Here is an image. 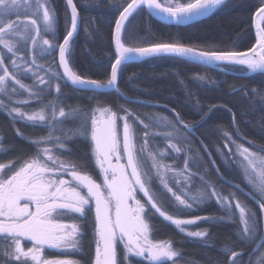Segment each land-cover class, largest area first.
Instances as JSON below:
<instances>
[{"label":"snow or ice","instance_id":"6c2138e0","mask_svg":"<svg viewBox=\"0 0 264 264\" xmlns=\"http://www.w3.org/2000/svg\"><path fill=\"white\" fill-rule=\"evenodd\" d=\"M229 0H189L187 3L175 6L164 7L158 0H127L126 6L121 5L118 17L114 21L112 37L114 40V58L109 55L110 76L106 80L91 79L78 75L69 67V59L74 55L70 48L71 42L78 33V23L81 19L79 10L74 0H66V8L70 13L66 14V25L68 30L63 37L62 43L50 44L49 40L43 39V44L52 51H58V67H63L62 77L57 74L58 79L66 80L71 85L78 86L80 90L95 92L99 89L114 90L118 94L119 75L125 70L127 62L133 58L150 59L154 61L162 59H180L198 61L204 65H215L222 72L226 71H250L260 73L264 76V0H257V6L253 16V23L256 24L255 44L247 51L234 50H202L200 47L175 42H154L146 46L130 47L123 42V35L130 17L142 11L144 6L149 9H158L173 19L176 24L187 23L197 17H205L213 9L221 11L228 6ZM22 0H0V46L12 56L19 52V45L31 42L33 48L37 38L41 34V21L45 29L55 30L57 17L54 15V6L51 0H32L24 7L32 9L25 13L29 18L20 20V8ZM17 16L13 20L12 16ZM34 17V18H33ZM70 20V23H69ZM236 42L234 41L233 44ZM217 47H220L219 45ZM10 59V63H4L5 57L0 55V93L8 99V82L21 84L17 76L9 71V68H21L16 60ZM23 59V58H21ZM34 64V59L32 61ZM27 71L32 72L28 67ZM39 85L47 87V82L38 72H32ZM131 79V77H129ZM200 80L205 77L200 76ZM246 86H241L240 91L244 92ZM56 91H60V84L55 85ZM144 91V89H139ZM14 91V89H13ZM236 91V89H233ZM256 93V89H250ZM29 95L37 100L40 99V92H32L28 89ZM261 106L264 108V92L258 93ZM91 99V98H90ZM123 99L129 103H147L135 100L125 95ZM9 103L27 104L28 101H11L8 103L0 99V107L9 115L13 122L31 121L38 124H47L51 129L55 122L73 117L72 112H65L59 109L58 115L55 108L45 112L44 108L33 111L29 114L22 111L20 106L9 108ZM217 106H210L208 113H205L201 120L207 119L208 114ZM231 111L230 109H226ZM119 111L126 113L119 116L116 111L110 108L97 107L90 113V119L85 124L71 130V134L63 137H53L50 134L47 138L31 141L34 145L49 144L56 142L60 151H71L59 143L61 139L65 143L71 142L74 138H81L89 144L90 155L94 158V164L102 174V183H97L91 174L84 168V165L63 163L53 161L47 155L50 149L37 148L35 155L28 156L22 162H9L0 164V240H3L7 248L3 253L5 264H80L79 261L68 258L47 259L43 253L45 248L59 250L66 253L68 250H75L81 237V225L73 222H64L61 217L71 214L77 219H87L89 212L94 216L95 231V260L94 264H131L129 257L143 258L148 264H162L165 260H171L178 256L173 249L171 242H157L150 239V229L146 217L159 214L165 220L176 225L182 232L188 225L200 221L221 222L226 217L196 216L192 219H177L162 210L158 203L159 194L153 191L150 185L153 177L149 171H145V157L147 153L151 158V168L156 170L160 183L174 198L179 211H193L206 202L215 200L217 204L226 211L227 219L231 221V210L233 201L217 195L216 189L205 181L206 191L198 196H187V193L178 194L168 186L166 173L167 166L157 160L156 155L147 152L148 125L139 120L127 108L121 107ZM176 116L175 123L170 126L172 131L167 133L170 139L187 141L185 133L195 135V129L200 122L192 125L185 124L175 109H170ZM233 126L235 127V114L233 113ZM130 120L132 122H130ZM138 124L143 128V135L140 139L143 146L137 147ZM18 135H23L17 130ZM155 135V133H153ZM227 143L235 144L231 136L224 133ZM227 143L225 147H227ZM202 147L203 145L201 142ZM171 148L177 153L182 149L176 143ZM220 151V149H217ZM264 151V148L261 149ZM236 152L242 158V164L248 182L256 189L261 197H264V156H258L242 145L236 146ZM123 153V157L121 155ZM229 155H233L232 149H228ZM162 155V154H161ZM209 157L210 153H207ZM113 158L115 163H113ZM124 158L126 163H120ZM195 159L189 156L184 160V171L188 170V160ZM51 163L52 166H49ZM214 163V161H213ZM175 175H182V172H175ZM70 176V179H57V177ZM188 179L187 176L184 177ZM203 180V177H200ZM141 192L145 198L144 203L136 198V193ZM264 211V203L258 205ZM234 207L239 212V239L252 240L255 242L254 217L241 206L239 201L234 202ZM189 237L201 238L208 236L207 230L186 233ZM31 241L32 247L25 250L22 240ZM118 245L122 246L123 255L118 258ZM258 248H264V239L257 244ZM241 253L231 252V264H237L236 258ZM175 264V261H172ZM244 264V261H240ZM257 264H264V261H257Z\"/></svg>","mask_w":264,"mask_h":264},{"label":"trees","instance_id":"16d2710c","mask_svg":"<svg viewBox=\"0 0 264 264\" xmlns=\"http://www.w3.org/2000/svg\"><path fill=\"white\" fill-rule=\"evenodd\" d=\"M74 1L80 13L81 23L75 39L70 44L74 55L69 59V63L79 75L106 80L110 76L109 55L114 58L112 37L114 21L119 11H122L120 6H126L127 0ZM159 1L166 6L189 2V0H173V4H168L167 0ZM51 2L55 9L54 15L57 17L55 30H47L41 24L39 39H47L55 45L61 43L66 35L68 28L65 17L70 13V9L66 8V0H51ZM256 6L257 0H229L228 6L223 10H216L207 18L182 26L156 21L143 8L129 19L122 39L125 45L130 47L178 40L181 43L200 47L202 50H246L255 42L253 16ZM31 11L32 9L27 8L25 13ZM25 44L21 52L25 54L26 68L31 67L33 72L42 66L50 74L49 87H36L31 72L21 68L16 70V75L21 81L40 92V99L36 103H31L32 109L63 108L65 112H72L73 117L60 120L50 129L25 121L13 122L0 108L2 138L0 164L15 162L19 165L23 159L35 155L37 148L31 141L47 138L50 134L54 137L71 134V130L90 119V113L97 104L108 106L117 114H125L119 109L127 108L148 125V131L153 137L149 146L161 159L165 161L172 159L166 143L168 140L189 146L188 157L195 159V163L192 159L188 160V166L194 172L193 184L189 190L191 196H198L206 191L205 181H207L208 185L216 189L217 195L233 201L231 221L227 219L226 211L215 200L204 203L196 210L181 212L149 172L153 177L150 187L159 194L158 203L169 215L186 219L205 215L226 217L221 222H200L198 227L206 229L209 238L208 243H201L192 240L159 214H154L146 217L152 229L153 239L171 242L179 252L177 261L180 264H231L233 251L241 253L236 258L237 264H240L241 260L244 264L247 263L250 252L262 235V216L259 207L240 190L239 186L251 192L262 203L264 198L248 184L245 174L235 161L233 151L237 145H242L264 156V151L261 150L264 148V108L258 95L264 92V76L260 73L244 76L222 72L181 58L158 61L145 59L127 63L125 70L119 75L118 87L125 95L147 102L129 103L113 90L93 92L70 86L65 80L57 78V74L62 77L57 62V51L51 50L45 56L34 55L33 64L29 55L30 41ZM218 45L220 47H217ZM200 76L205 79L200 80ZM57 83L60 84L59 92L53 90V85ZM241 86H246L244 92L240 91ZM250 89H256L257 92L252 93ZM210 106L217 107L213 108L207 119L202 121V116L208 113ZM170 109H175L180 119L187 125L200 122L199 127L195 129V135L185 133L188 137L187 141L168 137L167 133L172 131L170 125L176 120ZM135 126L142 128L138 124ZM17 130L23 135H18ZM224 133L230 135L235 144L227 143ZM201 142L207 146L206 149L202 147ZM59 143H64L65 148L71 149L70 152L64 151L63 155L77 165H84L85 167L80 169L86 170L96 181H100L99 170L94 164V158L89 152V144L85 140L74 138L71 142L65 143L61 139ZM226 143L227 147H225ZM228 149H232L233 155H229ZM207 153L211 156L209 157ZM212 160L221 176L213 167ZM145 171H148L146 165ZM203 173L206 174V178L201 180L200 175ZM235 201L242 203L254 217L255 242L239 239V212L234 207ZM75 220L81 225L82 235L79 239V250L71 256L80 264H93L96 239L93 213L89 212L87 219L75 218ZM56 255L57 253L53 251L48 253L49 257ZM121 255L123 252L119 250L118 258ZM258 260L264 261V248H260L248 264H257ZM130 262L148 264L144 259L136 257H131ZM162 264H172V262L164 261Z\"/></svg>","mask_w":264,"mask_h":264},{"label":"rangeland","instance_id":"374dc122","mask_svg":"<svg viewBox=\"0 0 264 264\" xmlns=\"http://www.w3.org/2000/svg\"><path fill=\"white\" fill-rule=\"evenodd\" d=\"M32 0H22V6L19 10L20 12V16H19V19L20 20H26L28 19L29 17L25 15V10L27 9L26 7H24V5H27L29 3H31ZM167 3L168 4H173L174 1L173 0H167ZM30 11V10H29ZM13 20L17 19V16H12L11 17ZM34 18V17H33ZM41 24H42V21H41ZM50 42V41H49ZM50 44L53 45L52 42H50ZM26 44L25 43H21L18 47H19V52L17 53V55L15 56H12L11 54H9L6 50L2 49V46H0V55H3L5 57V60H4V63L6 65H8L10 63V59H14L16 60V63L17 65H22L21 69L22 70H26V66H25V54L21 52V48L25 46ZM30 57L31 59L33 60V57L34 55H39V56H45L47 55L49 52H51V49L47 46V45H44L43 44V39H39L37 38V43H36V46L35 48L32 47L31 45V42H30ZM7 58H8V61H7ZM23 58V59H21ZM39 66V65H38ZM16 70L17 68H12L10 67L9 68V71L10 72H13L15 75H16ZM33 72H38L39 75L41 77H43V79L47 82V87H49V82H50V74L48 72H46V70L42 67V66H39V69L37 70H34ZM3 73L0 72V75H2ZM27 74V73H26ZM31 75H32V72H31ZM17 76V75H16ZM33 76V75H32ZM17 79H19V77L17 76ZM33 82H34V86L36 87H44V85H39L38 82L36 81L35 79V76H33ZM21 84L24 85L23 88H21L19 85H16L14 84L12 81H9L8 82V88H9V92H8V99L5 98V95L3 93H0V99H3L5 100L6 103L9 102V100L11 101H28L27 104H16V103H9V108L11 107H16V106H20L22 111H26L28 112L29 114H31L33 111H39L41 108L39 109H32L31 107V103L33 102H37L38 100L31 97L29 95V92H28V89H31L32 92H37L36 89H34L31 85H28V84H25L23 81H21ZM53 90L56 91V88H55V85H53ZM14 89V91H13ZM97 107H105V108H110L108 106H104V105H100V104H97L94 106L93 109L97 108ZM2 110H4L2 107H0ZM54 108V107H52ZM52 108H44L45 112H49ZM56 109V108H55ZM111 109V108H110ZM112 110V109H111ZM5 111V110H4ZM113 111V110H112ZM56 112H57V115H58V112L59 110L56 109ZM126 114V113H125ZM125 114H118L119 116H124ZM25 122H28L30 124H36V125H41V124H38V123H35V122H31V121H25ZM59 122V121H58ZM131 122V121H130ZM57 122L54 123V125L56 124ZM42 126H47V124H43ZM136 129H137V147L140 148L143 146V141L140 139V137L143 135V128H137V126H135ZM150 133V132H149ZM152 134L150 133L149 137H148V145H147V152H151V148L149 146V142L151 141V139L153 137H151ZM53 137V141H55V138L54 136ZM1 142H2V138L0 136V151L2 150V146H1ZM167 143V147L168 149L170 150V154H171V160L170 161H165L163 159H161L160 157H158L156 155V158L158 161H160V163H162L163 165L167 166L168 167V171L166 173V179H167V182H168V186L171 187L173 189V191H177L178 194H184V193H187V196L185 198H187L188 196H191L189 190L193 184V174L194 172L189 168L188 166V170L187 171H184V160L185 159H188V151L190 150L189 149V146H186L184 144H181L179 142H175V141H166ZM172 143H176L179 147H181L182 151L177 153L174 149L171 148V144ZM58 143L56 142H53V143H49V144H41V145H38L36 146V148H47V149H50V151L47 153V155L51 156L52 157V160L53 161H58V162H63V163H73L68 157H66L65 155H63V152L64 151H60L58 150ZM244 147V146H243ZM246 148V147H245ZM166 149V148H165ZM167 149V150H168ZM250 150V149H249ZM251 151V150H250ZM234 157H235V161H237L238 163V166L241 168L242 172L245 174L244 172V168H243V164H242V158L239 156V154L236 152V147L234 149ZM253 152V151H251ZM255 153V152H253ZM154 154V153H153ZM257 154V153H256ZM122 157H123V153H121ZM142 155L145 157V165L147 166L148 168V171L150 172V174H152V176L156 179L157 183L160 185V187L162 188V190L164 192H166L170 197H171V194L167 192V190L163 187V185L160 183V180H159V177L156 175V170L151 168V164H152V161H151V158L150 157H147V153H142ZM155 155V154H154ZM258 156H260L259 154H257ZM115 159L113 158V163H115ZM120 163H126V160L124 158H122L120 160ZM75 164V163H73ZM19 166V165H17ZM49 166H52L51 163ZM78 170H81L80 168H78ZM173 170H175V172H182L183 174L182 175H175ZM100 174V181H97V183H102V174L99 172ZM187 176L188 179L185 180L184 177ZM246 176V175H245ZM200 177H203V178H206V174L203 173L202 175H200ZM60 178H63V179H70V176H62V177H57V179H60ZM246 179H247V176H246ZM248 181V179H247ZM248 184L253 188L255 189L249 182ZM256 190V189H255ZM199 195V194H198ZM136 198L141 200V203H144L145 201V198L143 196V194L141 192H137L136 193ZM172 198V197H171ZM264 198V197H263ZM173 200V204L176 206L175 204V201H174V198H172ZM241 206H243V204L241 203ZM244 207V206H243ZM176 218V217H175ZM61 219L64 221V222H67L69 224L75 222L77 224H79L78 222H76L75 220V217H73L71 214H68L66 216H63L61 217ZM177 219H186V218H177ZM192 219V218H190ZM147 220V219H146ZM201 222V221H200ZM200 222H197L195 224H192V225H188L185 230L183 231V233H187V232H194V231H202V230H206L204 228H200L198 227V225L200 224ZM148 225H149V229H150V239H152L153 241H155L153 239V236H152V229H151V226L149 224V222L147 221ZM176 226V225H175ZM177 227V226H176ZM178 228V227H177ZM179 229V228H178ZM180 230V229H179ZM181 231V230H180ZM182 232V231H181ZM208 232V231H207ZM187 235V234H186ZM188 236V235H187ZM192 240L194 241H197V242H201V243H208L209 242V238L208 236L204 237L203 239L201 238H194V237H190ZM80 239V237H79ZM157 242H165L167 243L168 241H157ZM22 245L24 246L25 250H27L28 248L32 247V243L31 241H28V240H22L21 241ZM173 247V245H172ZM80 248V240H79V244H78V247L77 249L75 250H68L66 253H62L61 251L59 250H50V249H47L45 248L44 250V257L47 258V259H53V258H68V259H74L71 255L78 251ZM174 250H176L174 247H173ZM53 251L55 253H57V255L55 257H51V258H48L47 255H45V252L46 251ZM119 250L122 251V246L118 245V256H119ZM177 251V250H176ZM178 252V251H177ZM134 257V256H132ZM179 257V252H178V256L177 257H173L171 260H165V261H170L172 262L173 260L175 261V264H180L179 261H177V258ZM131 257H129V260H130ZM136 258H139V257H136ZM143 259V258H142ZM75 260V259H74ZM95 260V258H94ZM2 264H5V261H4V258H3V262ZM94 264V262H93Z\"/></svg>","mask_w":264,"mask_h":264},{"label":"water","instance_id":"95a60500","mask_svg":"<svg viewBox=\"0 0 264 264\" xmlns=\"http://www.w3.org/2000/svg\"><path fill=\"white\" fill-rule=\"evenodd\" d=\"M74 2H75V1H74ZM158 2L161 3L159 0H158ZM161 4H162V3H161ZM162 5H163V4H162ZM76 6H77V5H76ZM163 6H164V7H169V6H166V5H163ZM143 8L147 11V13L149 14V16H150L151 18H153L154 20L159 21V22H162V23H165V24H169V25H179V26H182V25H188V24L195 23V22H197V21H199V20H202V19H204V18H207V17L210 16L214 11H216L215 9H213V11L210 12V13H209L207 16H205V17H197V18H194L193 20H190V21L187 22V23L176 24V22H175L173 19L168 18V17L166 16V14L160 12L158 9H154V8H153V9H149V8H147V6H144ZM79 15H80V13H79ZM130 18H131V17H130ZM80 23H81V19H80V21H79V23H78V31H79V28H80ZM258 23H259L258 20H256L255 23H253L254 31H256V24H258ZM76 35H77V34H76ZM76 35H75V36H76ZM62 41H63V40H62ZM62 41H61V43H62ZM254 44H255V42H254ZM254 44H253V45H254ZM113 48H114V40H113ZM247 50H248V49H246V50H241V51H247ZM181 59L187 60V59H185V58H181ZM58 60H59V55H58V51H57V62H58ZM143 60H145V59H141V58H138V57H137V58H133L131 61H129V62H127V63H131V62H140V61H143ZM187 61H191V62H194V63L200 64V65H203V66H206V67L219 69V68L216 67L215 65H204V64H202L201 62H198V61H192V60H187ZM69 67L71 68L72 71H74L73 68L71 67L70 63H69ZM59 70H60V72H61V74H62V73H63V67H62V66H59ZM219 70H220V69H219ZM74 72H75V71H74ZM226 72H228V73H232V74H240V75H244V76H251V75H253V74H256V73H252V72H250V71H247V72H245V73H237V72H234V71L229 70V71H226ZM78 75H79V74H78ZM65 81H66V80H65ZM66 82H67L70 86H72V87H74V88H76V89H79L78 86L71 85V83L68 82V81H66ZM88 91H90V90H88ZM95 91H96V92H106V91H112V90H109V89H99V90H95ZM113 91H114V90H113ZM119 94H120L122 97L125 96V94H124L121 90H120ZM135 100H137V99H135ZM156 105H159V104H156ZM212 164H213V167L215 168L216 172L221 176V173H220V171H219L217 165L215 164V162L213 163V160H212ZM239 188H240V190H242L243 193H244V194H245L250 200H252L257 206H258L260 203H262L261 200H259L255 195H253V194H252L251 192H249L248 190L244 189V188L241 187V186H239ZM258 207H259V206H258ZM259 209H260L261 216H262V235H261V238L258 240L257 244H259V243L261 242V239H264V211H262L260 207H259ZM257 244L254 246L253 250L250 252V254H249V258H248V261H247L246 264H248L249 261H250V259L252 258V256L260 250V248L257 247Z\"/></svg>","mask_w":264,"mask_h":264},{"label":"flooded vegetation","instance_id":"af4514ba","mask_svg":"<svg viewBox=\"0 0 264 264\" xmlns=\"http://www.w3.org/2000/svg\"><path fill=\"white\" fill-rule=\"evenodd\" d=\"M6 248H7L6 243L3 240H0V264H2V262H3V258H4L3 253L6 250ZM49 252H52V251H49V250L46 251L45 255H47L48 258H51L52 256H50V257L48 256Z\"/></svg>","mask_w":264,"mask_h":264}]
</instances>
